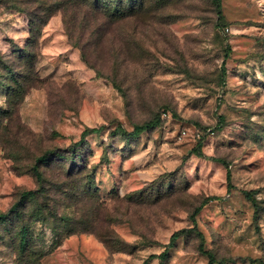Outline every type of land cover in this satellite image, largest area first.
I'll return each instance as SVG.
<instances>
[{
	"label": "rangeland",
	"instance_id": "obj_1",
	"mask_svg": "<svg viewBox=\"0 0 264 264\" xmlns=\"http://www.w3.org/2000/svg\"><path fill=\"white\" fill-rule=\"evenodd\" d=\"M34 1L0 0V209L38 189L25 174L37 156L104 127L81 151L97 189L72 201L54 161L46 193L0 221V264H160L165 250L168 264H209L202 249L264 264V0H221V20L214 0H148L115 23L84 10L85 29ZM156 116L130 145L113 136ZM108 230L127 245L109 250Z\"/></svg>",
	"mask_w": 264,
	"mask_h": 264
},
{
	"label": "trees",
	"instance_id": "obj_2",
	"mask_svg": "<svg viewBox=\"0 0 264 264\" xmlns=\"http://www.w3.org/2000/svg\"><path fill=\"white\" fill-rule=\"evenodd\" d=\"M34 3L37 5L35 10L38 11L43 16V13H47L46 16H52L54 13L58 11H63L71 13L73 16L72 21L77 25V28H84L87 25V21L85 19H80L82 13L84 10L89 11L93 13L96 16H102L106 18L108 22L115 23L120 20H124L128 17H138L143 16L146 13L147 6H148V0H35ZM214 4L217 7V14L218 18L221 20L223 19L222 12L219 10L221 8V0H214ZM38 17H35L31 20V24L36 25L37 28L46 26L48 24V19H46L44 22L38 23L39 20H37ZM65 18V28L67 29V34L70 36L71 31L68 28V22H66V15ZM89 27V25H88ZM101 36V38H100ZM99 40H102V33L99 35ZM98 42V39L96 40ZM97 73H99L97 71ZM115 88H118L117 84H112ZM120 89V88H119ZM24 100V99H23ZM22 100V102H23ZM21 102V104H22ZM159 116H156L152 121H149L143 125H135L134 130L132 132H128L121 127H118V131H115L113 133V136L116 137L119 134L122 135L123 140L126 144L130 145L132 141L138 140L142 134L148 130L155 129L158 127L160 123ZM104 127L100 128H86L82 135L81 139L78 142L73 143L68 148L61 150V152L58 151H51L47 150L42 155L37 156L34 159V162L29 166V168L25 171V174L32 175L34 180L36 181L38 185V189L36 190H21L14 194V201L12 206L8 209V211H0V221H3L4 219H7V216L11 213L19 212L23 209H27L28 202L33 198H37L39 195H43L46 193V187H45V181H46V172L45 168L51 167L54 163V161H62L64 162V166H62L63 171H66V181L63 183V186H66L65 188H69L71 191L72 201L76 197V193L80 192L82 190H90L92 187L97 189L95 180H96V167L91 166L88 167V164H85L86 161L82 157L81 151L83 148V145L86 144V138L89 135L98 134L103 130ZM197 151V150H196ZM64 152H67L70 154V158H66V156L63 154ZM200 155V153H199ZM69 165V166H68ZM81 165V166H79ZM68 166V167H67ZM67 167V168H66ZM228 179H230V175L228 176ZM86 180V181H85ZM64 188V189H65ZM250 195V193L247 194V196ZM208 200L204 202L207 203ZM255 205L256 202L254 199L251 200ZM202 204V205H204ZM200 208L197 209L196 214L199 213ZM194 218L192 220L194 221ZM47 217H40L36 221L41 222L46 220ZM34 230V228L32 227ZM32 230L31 235L34 236L35 232ZM193 229L189 230H181L173 234L171 237L170 247H174V244L176 240L187 234L192 233ZM84 232V231H83ZM200 235L201 232H197ZM23 238L21 242L22 247L25 245L24 237L27 234V230L23 229ZM76 230H73L68 232L67 235L64 237L62 235H58L57 237H61V240L67 239L68 237L75 235ZM99 239L104 243V245L110 250V241H113L114 244H117V250H120L121 247H123L125 244L124 241H122L118 235L108 230L103 235L98 234ZM57 242L54 244V247H59L61 245V242ZM24 244V245H23ZM113 246V245H112ZM203 254H205L209 258V264H215L213 259V254L210 251H204L201 250ZM151 260L157 259L159 260L160 264H168L170 260V253L169 250H165L159 255H152L150 257Z\"/></svg>",
	"mask_w": 264,
	"mask_h": 264
},
{
	"label": "crops",
	"instance_id": "obj_3",
	"mask_svg": "<svg viewBox=\"0 0 264 264\" xmlns=\"http://www.w3.org/2000/svg\"><path fill=\"white\" fill-rule=\"evenodd\" d=\"M69 49H70V48H69ZM66 51H72V50H68V49H67ZM73 53H74V54H73V55H74L73 57H77V55H78L77 52H73ZM94 78H95V76H94ZM0 211H2V210L0 209ZM3 212H4V211H3Z\"/></svg>",
	"mask_w": 264,
	"mask_h": 264
},
{
	"label": "built area",
	"instance_id": "obj_4",
	"mask_svg": "<svg viewBox=\"0 0 264 264\" xmlns=\"http://www.w3.org/2000/svg\"><path fill=\"white\" fill-rule=\"evenodd\" d=\"M163 115H164V117H166L167 114H163Z\"/></svg>",
	"mask_w": 264,
	"mask_h": 264
}]
</instances>
